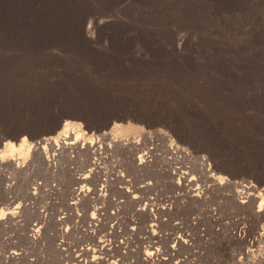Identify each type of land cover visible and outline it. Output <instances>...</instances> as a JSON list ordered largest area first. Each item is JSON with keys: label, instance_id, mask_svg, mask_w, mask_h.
Here are the masks:
<instances>
[{"label": "rangeland", "instance_id": "obj_1", "mask_svg": "<svg viewBox=\"0 0 264 264\" xmlns=\"http://www.w3.org/2000/svg\"><path fill=\"white\" fill-rule=\"evenodd\" d=\"M163 258L264 264V0H0V264Z\"/></svg>", "mask_w": 264, "mask_h": 264}, {"label": "bare ground", "instance_id": "obj_2", "mask_svg": "<svg viewBox=\"0 0 264 264\" xmlns=\"http://www.w3.org/2000/svg\"><path fill=\"white\" fill-rule=\"evenodd\" d=\"M108 137H109V135H107L106 133H100V134L99 133L98 134L92 133L90 135V138H88L89 141H87V140L83 141L82 140L83 143L76 142L75 139L71 140L70 139L71 137H70L69 139L64 140V138H63V139H60L58 141H54V140L50 139L49 142L48 141L45 142V145L48 144L50 146L54 145L55 147H58V145H57L58 143L62 144V146H61L62 150L60 152L61 153L63 151L67 152V150H68L69 158H71V159L76 158L79 154L87 155L89 163H90V167H89L88 172L86 173L85 177H83V175H81V174L77 175L78 176L77 180H79L78 181L79 185H83L81 183L85 182L86 178H90L91 176L95 177L96 178V184L94 187H96V189L98 191L99 199L110 200V198L107 196V185H108L109 181H113L114 178H123V177H122L121 173L119 172V170L115 171V173H113V175L112 174H105L102 176V178L100 177V171L105 170V168L102 167L103 162H104V160H106L110 156L108 151H107V148H109V147H106V144H104V142H103L104 139H108ZM24 142H25V140L22 139L21 143L19 144L20 151H22V148L24 147ZM102 145L105 146L106 148L103 149ZM42 148H43V144L40 142V143L36 144V146L34 147V150H41ZM108 150H111V149H108ZM170 150L174 155L182 154V152H180L177 149L170 148ZM54 151H56V149ZM184 154H186V153H184ZM136 158H137L138 164H142L146 160H148L150 158V156H149L148 152H144V153H142V155H139ZM108 176H110L111 178L109 179ZM119 176H121V177H119ZM81 191H83L82 187L75 188L74 191H72L73 194H75V196H73V197L77 201H79L82 198V196L80 195ZM112 201L117 202V203L119 202L117 199H114V198L112 199ZM261 207H262V203L259 204L258 208L260 209ZM91 211H92L90 213L91 217H94L97 215H103L104 213H106V212H104V206L103 205H97L96 202L94 204H92ZM99 212H103V213H99ZM107 214L116 216L118 214V212H117V209H114ZM35 226L36 225H34V228H35ZM36 230L38 232V230H39L38 227H36L35 229H31V232L36 233ZM153 249H155V248H153ZM153 249H152V251L145 253L146 259H148V260H151L153 258L155 259V257L157 256V253L155 251H157V250L153 251ZM13 256H14V254H13ZM167 260H168V258L167 259L163 258L159 262H160V264H164V261H167ZM79 262H82V261H79Z\"/></svg>", "mask_w": 264, "mask_h": 264}]
</instances>
